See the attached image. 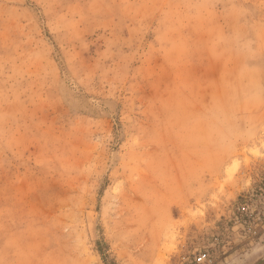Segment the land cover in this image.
<instances>
[{
	"label": "rangeland",
	"instance_id": "obj_1",
	"mask_svg": "<svg viewBox=\"0 0 264 264\" xmlns=\"http://www.w3.org/2000/svg\"><path fill=\"white\" fill-rule=\"evenodd\" d=\"M264 255V0H0V264Z\"/></svg>",
	"mask_w": 264,
	"mask_h": 264
},
{
	"label": "water",
	"instance_id": "obj_2",
	"mask_svg": "<svg viewBox=\"0 0 264 264\" xmlns=\"http://www.w3.org/2000/svg\"><path fill=\"white\" fill-rule=\"evenodd\" d=\"M253 264H264V255L260 257L255 263Z\"/></svg>",
	"mask_w": 264,
	"mask_h": 264
}]
</instances>
